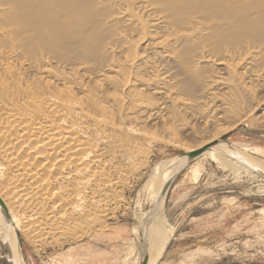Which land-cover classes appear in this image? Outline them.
Segmentation results:
<instances>
[{"label": "bare ground", "instance_id": "obj_1", "mask_svg": "<svg viewBox=\"0 0 264 264\" xmlns=\"http://www.w3.org/2000/svg\"><path fill=\"white\" fill-rule=\"evenodd\" d=\"M257 87H264V0H0V233L15 264H25L19 231L40 239L41 228L71 237L97 229L99 197L127 175L120 157L146 160L159 122L175 140L161 127L170 138L157 139L179 143L182 113L206 125L213 114L237 120ZM216 134L178 145L191 152L219 141L203 154L264 175L263 158L238 149L242 163ZM187 161L177 156L150 173L153 206L135 229L137 264L145 254L157 264L174 238L163 227L162 192L192 164L189 178L199 181L197 160Z\"/></svg>", "mask_w": 264, "mask_h": 264}, {"label": "rangeland", "instance_id": "obj_2", "mask_svg": "<svg viewBox=\"0 0 264 264\" xmlns=\"http://www.w3.org/2000/svg\"><path fill=\"white\" fill-rule=\"evenodd\" d=\"M256 89L257 99L253 97V94L251 98L254 102L250 98L245 103L250 107L245 104L243 107L244 111L247 107L246 110L251 108L254 112H251V109L249 112L246 111V114L243 112L245 116L241 112V117L237 120L234 114L232 116L231 114H228L229 116L211 115L213 112L211 109L209 115L215 119L207 122V126L205 120L200 117L196 115L194 117L192 113H182L180 117L184 116L185 119L179 117L181 120L179 118L178 120L188 119L190 127L187 124L183 125L184 123L180 121L175 123L179 125L177 126L179 134L175 133L176 140L181 134L180 142L192 145L200 142L203 137H212L219 133L216 135L220 140L230 142L229 144L236 149L248 150L252 155L264 159V101H261L264 100V92H262L264 87ZM255 100H259V105ZM196 117L197 120L194 121ZM243 117L245 119L239 122L238 120ZM236 121L238 123H235ZM149 123L147 127L158 125L156 121ZM164 125L159 122L158 132L156 131L158 134L154 133V135L158 136ZM180 125L188 127L182 131ZM195 125L196 130L200 127L196 132L190 129ZM202 125H206L205 128ZM154 127L153 132L156 130ZM159 127H161L160 131ZM165 129L163 131L166 135L170 133ZM163 131L160 132L162 140H164L163 136L167 137ZM150 134L153 135L152 132ZM172 135L171 138L174 139ZM151 136L145 143L146 160L137 153L131 162H126V157L122 159L120 157L118 163L121 162L120 167H124L122 169H127V175L120 177L123 181H120L117 186L118 191L109 190L101 195V198L99 197V226H97L99 229L87 227L82 232L76 231L71 237L67 235L68 233H61L64 231L50 227L43 228L44 230L41 228L40 234L39 232L37 234L40 235V239H38L39 236L34 238L19 231L18 243L25 264H133L135 259L134 264H137L142 239L141 235L136 234L135 229L141 226L144 213L153 206L147 189L150 173L160 162L171 160L186 152L184 147H180L184 145L183 143L178 145L181 144L179 141H177L179 143L170 141L171 144H169L166 142L170 137L163 142L157 139L160 136H156V139ZM226 156L229 155L226 154ZM195 163L201 170L199 181L195 182L189 178L192 167L195 165L192 164L177 176L167 196L163 210V221H166L163 222V227L166 225L165 228L172 229L173 237L177 236V239L170 240L169 253H164L158 263L164 258L175 261L174 264H264V178L262 174L257 175L248 168L237 170L235 169L237 166L220 164L207 154L201 155ZM166 212H169V215H166ZM177 226L178 232H176ZM93 229L94 231L89 232ZM132 240L136 244H133ZM3 243V235L0 233V264H8ZM134 246L135 251L132 248Z\"/></svg>", "mask_w": 264, "mask_h": 264}, {"label": "water", "instance_id": "obj_3", "mask_svg": "<svg viewBox=\"0 0 264 264\" xmlns=\"http://www.w3.org/2000/svg\"><path fill=\"white\" fill-rule=\"evenodd\" d=\"M223 141V140H221ZM219 141H214L210 144H207L199 149H196V150H193L191 152H184L183 154H181L180 156H186L187 157V166L190 165L192 162H194L195 160L199 159V157L205 153L207 150H209L211 147H213L214 145L218 144ZM226 142V141H225ZM231 145V144H230ZM233 147V150L235 151V155L236 156H239V158L241 159L242 163H246V156H244L243 154H241L240 152H237L238 149H236L233 145H231ZM235 155H229L231 158L232 157H235ZM179 157V156H178ZM236 160V159H235ZM186 166V167H187ZM245 166H247L248 169H250L251 171L253 170L255 173H257L255 171V169L250 166L249 164H245ZM185 168H183L181 171H179L178 173H176L170 180L167 181L165 187L163 188V194H165L166 196V199H167V196L169 194V191L175 181V179L177 178V176L184 170ZM258 175H261L259 173H257ZM263 178L264 176L261 175ZM142 222L143 219H142ZM141 226H142V223H141ZM140 226V227H141ZM141 243H142V240H141ZM4 247H5V250H6V254H7V261H8V264H15V260L13 259V253H12V250H11V247L9 246V243L8 242H4ZM148 261H149V256L147 254H145V256L143 257V259L141 260V263L140 264H148Z\"/></svg>", "mask_w": 264, "mask_h": 264}, {"label": "crops", "instance_id": "obj_4", "mask_svg": "<svg viewBox=\"0 0 264 264\" xmlns=\"http://www.w3.org/2000/svg\"><path fill=\"white\" fill-rule=\"evenodd\" d=\"M169 201V200H168ZM169 215V212L167 213L166 212V215ZM176 232H178V226L176 227ZM177 239V236H175L174 238H173V240H176ZM170 249V247H169V245L167 246V249H166V251H165V253H169V250ZM174 262L175 261H168L167 259H162L159 263H157V264H174Z\"/></svg>", "mask_w": 264, "mask_h": 264}]
</instances>
